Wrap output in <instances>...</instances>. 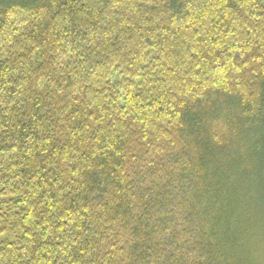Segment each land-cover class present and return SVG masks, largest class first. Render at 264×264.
I'll return each mask as SVG.
<instances>
[{
  "label": "trees",
  "instance_id": "trees-1",
  "mask_svg": "<svg viewBox=\"0 0 264 264\" xmlns=\"http://www.w3.org/2000/svg\"><path fill=\"white\" fill-rule=\"evenodd\" d=\"M0 264H264V0H0Z\"/></svg>",
  "mask_w": 264,
  "mask_h": 264
},
{
  "label": "rangeland",
  "instance_id": "rangeland-1",
  "mask_svg": "<svg viewBox=\"0 0 264 264\" xmlns=\"http://www.w3.org/2000/svg\"><path fill=\"white\" fill-rule=\"evenodd\" d=\"M7 200V197H3L0 195V209L4 208V202ZM3 239H9V240H13L14 239V233L12 232H7L6 234H4L3 236L0 237V240Z\"/></svg>",
  "mask_w": 264,
  "mask_h": 264
}]
</instances>
